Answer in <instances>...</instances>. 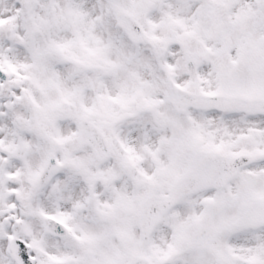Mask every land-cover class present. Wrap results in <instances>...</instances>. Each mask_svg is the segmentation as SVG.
<instances>
[{"label": "snow or ice", "instance_id": "1", "mask_svg": "<svg viewBox=\"0 0 264 264\" xmlns=\"http://www.w3.org/2000/svg\"><path fill=\"white\" fill-rule=\"evenodd\" d=\"M0 264H264V0H0Z\"/></svg>", "mask_w": 264, "mask_h": 264}]
</instances>
